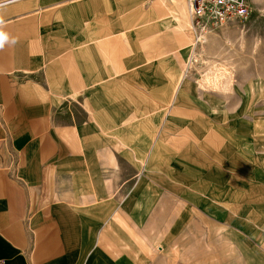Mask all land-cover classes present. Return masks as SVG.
<instances>
[{"label":"crops","instance_id":"crops-1","mask_svg":"<svg viewBox=\"0 0 264 264\" xmlns=\"http://www.w3.org/2000/svg\"><path fill=\"white\" fill-rule=\"evenodd\" d=\"M0 19V260L162 264L148 240L178 258L198 214L249 264L237 215L189 172L256 190V222L235 228L264 258V133L185 71L182 0H0Z\"/></svg>","mask_w":264,"mask_h":264},{"label":"rangeland","instance_id":"rangeland-1","mask_svg":"<svg viewBox=\"0 0 264 264\" xmlns=\"http://www.w3.org/2000/svg\"><path fill=\"white\" fill-rule=\"evenodd\" d=\"M187 30L191 32L192 37L191 44L183 50L185 71L190 75L193 73L197 79L204 69L213 63L232 68L234 86L230 94L236 93L237 98L228 95L226 100L237 102L235 114L237 122H240L237 124L238 130L247 135L264 133V0H251L250 14L245 20L211 29L199 35H194L195 32H192L190 26H187ZM197 36L201 38L197 39ZM257 136L260 135L257 134ZM240 137L243 138V136ZM238 142L239 138H237V144ZM256 143L257 146H261L260 140H256ZM259 149L262 151V148L257 147V151ZM259 155L264 156V152H259ZM187 175L188 178L185 180L192 181L193 188L206 194L211 201H220L231 208L238 218L223 221L227 223L224 224L227 234L237 242L249 264H264V258L257 256L254 249L241 243L244 236L239 234L235 228H241L243 232L248 233L252 222H256L251 219L256 190L250 187L249 183L242 182L243 185L237 187V194L233 195L231 190H223L218 180L204 178L205 175L202 172H189ZM196 216L194 227L198 233L197 237L192 238L187 235L184 239L185 253L188 257L184 255L185 253L178 258L164 252L161 253L156 249L159 244L157 240H148V243L153 245L154 252L160 256L159 261L162 264H196V259L200 261V264H245L244 257L239 254L240 251L235 248L234 243L227 236L223 239L222 235H211L210 225L206 219L201 218L200 215L199 218L198 214ZM257 222H262L260 227L264 228V220ZM245 241L251 243L249 239ZM252 246L257 248L256 245ZM193 247H196L195 251ZM259 252L264 254L261 249Z\"/></svg>","mask_w":264,"mask_h":264},{"label":"built area","instance_id":"built-area-1","mask_svg":"<svg viewBox=\"0 0 264 264\" xmlns=\"http://www.w3.org/2000/svg\"><path fill=\"white\" fill-rule=\"evenodd\" d=\"M195 34L221 28L245 20L250 14L251 0H182ZM0 264H6L0 260Z\"/></svg>","mask_w":264,"mask_h":264},{"label":"bare ground","instance_id":"bare-ground-1","mask_svg":"<svg viewBox=\"0 0 264 264\" xmlns=\"http://www.w3.org/2000/svg\"><path fill=\"white\" fill-rule=\"evenodd\" d=\"M192 31L195 30L192 28ZM201 36H197V39H200ZM197 84L205 91H220L224 94H230L234 86V71L226 65L213 63L200 74L197 78Z\"/></svg>","mask_w":264,"mask_h":264},{"label":"clouds","instance_id":"clouds-1","mask_svg":"<svg viewBox=\"0 0 264 264\" xmlns=\"http://www.w3.org/2000/svg\"><path fill=\"white\" fill-rule=\"evenodd\" d=\"M3 25V20L2 19H0V26H2ZM8 40V36H7V34L6 33H4L3 31H0V48H3V46H4V43H5V41H7ZM16 41L15 40H12L11 41V43H15Z\"/></svg>","mask_w":264,"mask_h":264}]
</instances>
